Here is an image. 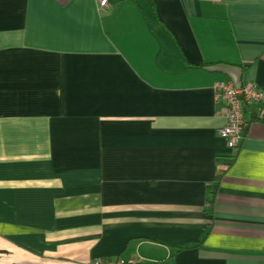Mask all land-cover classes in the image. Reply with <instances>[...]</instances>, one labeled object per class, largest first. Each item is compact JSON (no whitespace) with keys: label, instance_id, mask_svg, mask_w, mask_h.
Here are the masks:
<instances>
[{"label":"crops","instance_id":"obj_1","mask_svg":"<svg viewBox=\"0 0 264 264\" xmlns=\"http://www.w3.org/2000/svg\"><path fill=\"white\" fill-rule=\"evenodd\" d=\"M97 2L0 0V264H264V0Z\"/></svg>","mask_w":264,"mask_h":264},{"label":"built area","instance_id":"obj_2","mask_svg":"<svg viewBox=\"0 0 264 264\" xmlns=\"http://www.w3.org/2000/svg\"><path fill=\"white\" fill-rule=\"evenodd\" d=\"M98 8L104 10L108 7L107 0H98ZM217 98L223 99L225 103L226 125L218 129V135L225 139L226 146L230 149L238 146L240 131L246 125L242 115V108L245 105L263 102L264 92L257 89L251 82L235 88L230 82L217 83L214 86ZM121 261H108L100 259L89 260L85 264H122Z\"/></svg>","mask_w":264,"mask_h":264}]
</instances>
